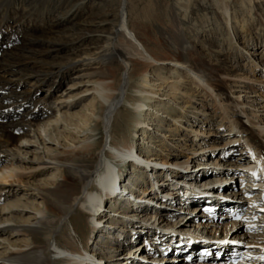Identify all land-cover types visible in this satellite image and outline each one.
Masks as SVG:
<instances>
[{
	"label": "bare ground",
	"instance_id": "6f19581e",
	"mask_svg": "<svg viewBox=\"0 0 264 264\" xmlns=\"http://www.w3.org/2000/svg\"><path fill=\"white\" fill-rule=\"evenodd\" d=\"M104 1L0 0V41H4L3 44H6L9 39L17 41L14 47L0 51V113H2L0 115V149L6 150L14 147L16 154H21L28 153L27 151L31 147L28 145H33L36 148L31 151L34 158L33 167L29 171L48 168L54 170L49 181L45 182L42 189L35 190V188L30 187L27 191L24 190V192L26 191L25 194L32 195L43 201V203L37 206H31L34 216L30 218V222L27 225L6 228V225L12 222L9 215L14 211H18L21 205L16 203L13 205L6 204L7 207H0V235L2 233L6 234L4 240L0 242V249L5 251L2 256L0 254V264H101L103 259L105 262L120 264L123 261V263L125 261L127 262L126 258L128 256L133 255V259H135V255L140 257V250L145 251L149 248L147 247L149 244L146 241H149V235L152 233L145 230H143L146 233L143 244L138 240L137 243L141 244L140 246H135L137 243H133L134 245L126 247L127 249L124 248L123 250L129 251V255H119L121 256L120 258H116L118 255L110 257H96L95 254L90 255L86 248V241L90 240V236L92 237L95 233H99L102 239L113 240L120 247H124L132 239L131 236H126L122 239V242H119L118 235L116 237L113 235L114 227L109 225V223L113 225L111 215L116 217L115 215L118 213H113L109 210L105 211L104 208L102 210V207L107 205L108 202L116 206L128 199L127 197H121L120 193L116 192V190L121 188L119 180L122 179V172L117 166L118 164L129 159L127 163L130 168L127 167L126 169L130 170V175L141 177L139 181L141 183L143 181V184L141 186L138 185L136 189L142 195L149 194L144 189L147 187L145 185L147 178L144 179V177L150 176L153 179V177L156 178L160 175L164 176L165 174L175 175V172H170L167 169H174V166L175 168H180L189 165L186 162L179 163V166L177 164L169 167L161 166V170L157 169L153 172L149 162L144 159L145 156H142L145 153L143 152L146 150L145 147H142L141 149L143 151L138 153L137 147H134V144H129L123 137L119 141L113 137L114 127L120 117H123L122 121L125 123L128 120L127 117L125 118V115L131 112L129 115L137 118L134 121L133 130L141 136L142 144L146 146L152 144L149 141L146 142L151 138L148 135V131L151 130L150 126L152 127L154 122L155 124L158 122L156 118L159 116L160 110L157 109V105H162L164 102L160 99L156 101L155 98L166 95L164 94L165 92L163 93L164 95L159 94L163 92L161 88L162 83L158 86L155 85L147 75L162 76L163 74L160 70L162 69L161 71H163L164 68H167V72L170 75L175 74L180 78L170 86L169 90H173V92L168 91L169 95L178 96L181 93L186 95V90L183 91L184 89L180 87H182V82L188 80L187 82L191 84L194 90L203 92L206 98L210 99L221 117V122L227 125L226 131L229 133V136L232 135V141L238 139L239 142H244L243 148L248 149L251 153L249 157H237L235 163L230 165L233 166L240 163L242 168L249 170L251 173H255V175H243L244 172H241L240 176L243 175L246 179L251 180L249 182L250 193H252L251 201L254 204L252 206L250 202L247 204L250 207L248 208L249 215H251L249 218L262 219L263 221L260 220L258 223L255 222L248 227L246 225L245 229L252 231L250 234H255L251 236L244 235L243 238L250 237L252 240L246 241L242 245L233 241H236L235 239L237 238L239 240L241 239L236 232L240 227L244 229V226L225 220L222 224V226H225V236L222 238V242L216 238H204L206 240L205 245L207 248L221 245V247L226 249H234L235 252H240L243 257L242 264H264V259H260V257L264 256V205H262L264 203V125H261V122H253L250 120L243 109L245 103H240L239 101L240 96L233 97V94L230 93L226 82L229 79H239L235 71H230V68L225 69L224 64L220 61L218 62L217 59L215 61H217L218 67L212 66L205 61V56L199 51L200 49L201 51H205L206 49L199 40L200 36L206 39L210 37V40L214 41L219 40L220 43L223 41L227 47L233 49V42L237 41L238 38L237 29L239 24H241L240 32L246 33L250 25H254V23L264 27V15L260 14L258 18L254 17L255 4L261 2L264 5V0H135L136 5L134 6L132 4L133 8H129V5H131L129 0H109V2H112L108 6ZM95 2H99V5H101L100 8L92 13L88 12L87 14L89 15H85L89 19L88 21L82 20L84 17L83 10H87L88 6ZM202 9H207L208 11L202 12L201 14ZM88 10H91V8ZM162 12H166L167 14L164 19L163 43L160 44L162 46V52L160 53L158 51V58L155 59L149 55L143 44L135 36L133 28L139 26L140 23L134 22V19H149L148 21H150L151 26H154L158 24L160 20L159 14ZM196 13L198 14L196 19H192ZM262 13L264 14V11ZM157 15L158 17H156ZM103 24L107 29H104ZM42 28L46 30L45 33L42 32ZM66 32L69 34L68 37H72L74 34L71 33L74 32L80 33V37L66 42L57 41V37L54 38L56 34ZM91 33L95 35L92 41L96 45L93 52V61L100 70L99 72H95L94 75L101 79L93 87L96 98L99 101V103L97 102L96 112L91 116L93 126L90 128L91 124L86 126L85 123H79L76 126H64L59 131L56 128L58 127L59 121L54 120V122L50 121L54 123V127H49L50 129L48 128L49 125L44 126L40 124L41 131L44 135L41 137L42 135L40 133L36 134L34 131L25 130L22 126V120L20 123H12V120H10V123L4 122L3 117H8V115L13 117L11 119H15L16 117L15 114L7 112L8 110L6 108H8L9 103H13L15 106L18 103L24 104L23 101L29 103L32 100L31 96L28 95L29 93H19L18 85L13 84L20 74V70L30 69L32 76L40 75L44 81L46 78H54V75L60 72H56L52 65H48L40 72L31 70L34 65L29 60L32 57H42L41 59H43L49 51L61 48L70 49L73 52L77 51V53L82 50L84 51L90 46L85 44V35L87 36ZM39 39L49 40L52 42L50 43L52 45L49 46L47 43H40ZM54 41L57 42L54 43ZM194 42L201 43V48H197ZM54 44L56 45L55 47ZM207 45L213 49L212 54L214 57L215 54L220 52L218 49L220 48L219 43H216V45L209 43ZM247 54L250 53H245V55ZM112 64H116L122 70L117 85L113 83L112 73L108 71ZM261 66L263 70L264 61H262ZM253 67L257 68L258 65L254 63ZM225 70L229 74H223ZM147 71H150V73H147ZM178 71L181 73H178ZM138 74H143L142 85L140 84L138 88L134 85L132 87L133 94H127V89L131 88L130 81ZM160 80L164 81L166 79L163 78ZM165 88L167 87L165 86ZM246 88L248 89L247 86ZM171 98H174V96H171ZM124 107L127 110L124 109L125 111L122 113L118 112ZM19 108V106H15L14 110ZM37 110L38 114L42 112L39 109ZM34 111L28 113L29 115L27 116L31 117L37 114H34ZM172 122L173 125L179 123L177 120H173ZM96 127H100L101 129V140H95L93 138V134L97 131ZM63 131L67 133L68 137L74 143L71 148L61 142ZM151 132H154V129ZM50 143H54V147L60 148L62 152H58L57 155L53 153L49 155L45 146ZM202 149L200 148V152ZM193 152L196 154L195 152L198 151L193 150ZM16 154L11 155L9 159L16 161L15 159L19 158ZM24 157L26 158L25 155ZM160 157L163 158L161 160L163 161L162 164H167L164 161V157ZM155 158L150 161L155 160ZM25 170L27 171V169ZM15 171L12 167L8 168L7 166L0 170V183L4 184L8 179H12L14 176L17 177L18 172L16 173ZM134 177H131L132 183L135 181ZM179 177L182 178L183 176ZM159 182L163 188L170 185L174 186V183L166 177ZM136 183L138 184V181ZM175 183H181L179 178H177ZM185 183V185H190L187 182ZM240 186H244L247 190L249 188L244 184ZM2 191L0 190V194L3 196L10 192L9 190L6 193ZM150 191L153 192V190ZM13 192L16 193V191ZM190 194H187L188 198L193 196ZM206 194H210L212 197L201 198L199 196L196 200L199 201L201 207L197 205L189 209L183 208V210L169 207L166 214L175 213L176 215L178 214L176 210L184 213L181 216L182 219L173 224L174 228L178 227L185 231H191L187 229L198 230L202 228L205 231H209L207 229L210 224L207 225L208 223L202 222L206 220L208 213H210L207 211L208 208H210V211L212 209H219L221 205L228 202L219 201L209 192ZM158 196L161 197L160 195ZM234 199L235 201L229 205L240 210L244 202L239 198ZM160 202L162 203L161 199ZM161 205L168 207L164 204ZM206 206L208 207L204 208ZM121 207L128 210L127 206L122 205ZM202 207L204 209L201 210ZM197 211V214H193V212ZM162 212V208L153 209L143 206L142 212L136 211L134 214L139 216L138 213H142L141 215H144L145 218L148 217L149 220L157 222L158 227L160 221L165 222V220H161L163 217ZM104 213H109V215L106 216ZM77 214L84 217L87 215L90 221V225L86 228L87 232L85 233V237H81V245L84 243L85 247L82 245L81 250L76 248H61L57 243L58 236L62 235L67 224H69L75 235L78 233L71 222L74 215ZM6 217L8 218L6 219ZM221 218H227L225 213L221 215ZM249 222L248 224L251 223ZM229 224L230 227L228 228ZM217 227L215 226V228ZM218 228L222 230L220 227ZM118 230L117 233L126 231L125 228ZM139 231L137 230V232ZM209 232L217 234L218 230L211 229ZM230 232L229 242H227L225 238L228 237ZM257 232L259 233L257 234ZM24 233L29 235L30 243L24 246L9 244L7 248L2 246L4 242L16 239L18 235ZM139 235H135V240L140 237ZM167 235L170 236L169 234ZM175 237H177L176 234L172 238ZM179 239H182L184 243V236H178L175 238V242H180ZM230 240L233 242L231 245L230 243L232 242ZM16 242L14 241V243ZM163 246H165L166 252L167 250L172 251L175 249L174 245L168 246L165 244ZM110 249L123 253L118 247H110ZM157 250H161V248ZM141 258L148 261L146 259L148 257L146 256H141ZM176 258L178 259L180 257L174 256L167 260H157L149 257V260L153 262L167 261V263L177 264L181 259H178V261ZM183 259L181 260L182 262ZM116 260H119V262L115 263ZM175 261L177 262L174 263ZM102 264L105 263L102 262ZM127 264H142V262L129 261Z\"/></svg>",
	"mask_w": 264,
	"mask_h": 264
},
{
	"label": "rangeland",
	"instance_id": "374dc122",
	"mask_svg": "<svg viewBox=\"0 0 264 264\" xmlns=\"http://www.w3.org/2000/svg\"><path fill=\"white\" fill-rule=\"evenodd\" d=\"M104 2L108 6L112 1L109 2V0H105ZM129 2L131 4L129 5V8L131 7L133 8L132 4L134 6L136 5L135 0H129ZM258 3L255 4L256 6H255L254 17L256 18H258L260 14L264 15L262 13L264 11V5L261 2ZM100 6L101 5H99V2L90 4L88 6V9L91 8V10L88 9H87L88 11L86 9L83 10L82 13L84 14V17L82 18V20L88 21L89 19H87L85 15H89L87 14L88 12L92 13L96 9L100 8ZM206 11L208 10L202 9L201 14L202 12H206ZM166 15H167L166 12L165 13L162 12L161 14H159L160 20L158 24H155L154 26H151L150 21H148L149 19H142V18H139L138 20L134 19V22L140 23L139 26H135L133 28V32L135 33V36L137 37L138 41H140L143 44L144 48L149 53V55H151L155 59L158 58L157 52L158 51H160V53L162 52L161 49L162 46H160V44L163 43L162 35H163V30L165 28L164 19ZM197 15H198L197 13L193 15L192 19H196ZM156 17H158V15ZM154 19L153 21H155ZM104 29H107L106 26H104ZM240 30H241V24L238 25V29H237L238 38L237 41L233 42V47H234L233 49L227 47V45H225L223 41L222 43H220L219 40L214 41V40H210V37L206 39L200 36L199 40L203 43L204 48L206 47V49L205 51L203 50L201 51V49L199 51L205 56V61H207L212 66L216 68L218 67L217 61H215L217 59L218 62L220 61L222 64H224L223 66L225 69L230 68L231 69L230 71L232 70L235 71V74L238 76L239 79L237 80L229 79V81L226 82L227 83L226 85L230 90V93L233 94V97L240 96L239 101L240 103L242 102L245 103L243 109L245 110L246 116L250 120H252L253 122H259V123L261 122L260 124L264 125V108H262L264 106V71H261L263 68L261 66L262 61H264V33H263L264 27L262 25L254 23V25H250L247 33L240 32ZM42 32L45 33L46 30L42 28ZM71 34L74 35H72V37H68L69 34L67 32L58 33L54 38L57 37L56 38L57 41L66 42L72 39H76L77 37H80V33L78 32H74ZM94 37L95 35L92 33L88 34L87 36L85 35V39H86L85 44H88L90 46L88 49L84 51L82 50L78 53L77 51L73 52L70 51V49H68L69 50L68 51L66 48H61L58 50L49 51L48 53L45 54V58L43 59H41L42 57H38V58L32 57V59L29 60L31 64L34 65L32 67L33 69L31 70L40 72L43 71L45 67H47L48 65H52L54 66L56 72L58 71L60 72L57 75H54V78L53 77L46 78V80L44 81L43 77L40 75L32 76L30 69L20 70V74L17 76L13 84L18 85L19 93L20 92L29 93L28 95L31 96L32 100L29 103L23 101L24 104H20V103L16 104L15 106L20 107L17 110H14L15 106L13 103H9V106L8 108H6V110H8L7 112H11L15 114L16 117L15 119H11L12 116L10 117V115H8V117L5 118L3 117V121L10 123L11 122L10 120H12V123H17V122L20 123V121L22 120L23 121L22 126L24 127L25 130L34 131L36 134L40 133V135H42L41 137H43L44 135L41 131L40 124L44 126L49 125L48 128L49 127L52 128L54 127V123H51L50 121L54 122V120L59 121L58 127H56L57 130L59 131H61L64 126H68V127L76 126L79 123L81 124L85 123L86 126L91 124L90 125L91 128L93 126L91 116L97 110V102L99 103L98 99L96 98V93L94 92L93 87L97 81L101 80L98 76L94 75L95 72L100 71L95 65V62L93 61L94 59L93 52L95 50L94 47L96 46L93 44L92 41L94 40ZM39 40L40 43H47V45L49 46L52 45L50 44L52 42L49 40H43V39H39ZM57 41H54V43H56ZM11 42H12V47H14L15 44L17 43V41H13V40H11ZM3 43L4 41L0 42V51L8 50L6 49L8 48L7 46H5V48L3 47ZM209 43H212L213 45L219 43L220 48L218 49L220 52L215 54V57L212 54L213 49H211V47L207 45ZM194 45L197 48H201V43L199 42H194ZM55 46L56 45L54 44V47ZM245 53H250V54L245 55ZM254 63L258 65L257 68L253 67ZM161 70L160 72H162L163 74L162 76L156 77L153 74L147 75V77L151 81H153L155 85L158 86L161 85L162 83L161 88L163 89V92H160L159 94L166 95V96H160L159 98H155L156 101L157 99H160L164 102L162 103V105H157V109L160 110L159 116L156 118L158 122H156V124L154 122V124H152V127L150 126V129L151 130L154 129V132H151V130L148 131V135H150L151 138L148 139L146 142L149 141L152 144H149L148 146L142 144L141 136L139 134H136L135 131L133 130L134 121L137 118H135L133 115H129L131 112L125 115V118L126 117L128 118V120L125 123L122 121L123 117L122 116L120 117L118 123L114 127L113 137L117 141L121 140L123 137L125 141L127 140L129 144L131 145L134 144V147H137L138 153H141V151H143L141 148L145 147L146 150L143 151L145 153L142 156L148 155V157L151 160L156 157L155 161H161L163 158H161L160 156L164 157V161L170 165L162 164L163 161H161L160 163L161 166L169 167V166H173L174 164H177V166H179V163L188 162L189 165L192 164L196 167L206 166L208 168H211V172H209V171H205L204 168L198 167V170L195 172V174L191 173V176L193 178L197 177L198 175L201 176L202 182L213 181L210 185L208 184L211 187H209V190H207V192L213 194L217 198L220 193L229 192L230 190H226L228 187L219 189L220 186L219 187L216 186L217 182L215 181L226 180V178L224 179L222 178L225 176L230 177L232 175H236L238 173V167L240 166V163L235 164L233 166H231L230 164H234L235 159L239 156L241 157H249V156H246V154L244 155L237 154L238 152L244 153L245 148H243V146L240 145L239 142H234L232 141V139L230 140L229 133L225 131L227 125L221 122V117L218 111L216 110L215 106L212 104L210 99L206 98L203 92L194 90L191 84L187 82L188 80H185L184 82H182L183 84L182 87L180 88L184 89L183 91L186 90L185 91L187 93L186 95L185 94L183 95L181 93V95H178L180 98L176 95H169L168 91L173 92V90H169L170 86L173 83L177 82L180 78H178V76L175 74L170 75L167 72L168 71L167 68H164L163 71ZM108 71L112 73L113 83L117 85L120 75L122 73L121 68H119L116 64H112L110 70ZM147 73H150V71H147ZM178 73L181 72L178 71ZM227 73H228L227 70L223 72V74H227ZM142 76L143 74H138L137 76H134V79L130 81L131 88H128L126 91L127 94L130 93L133 94L132 87L134 85L137 88L140 86V84L142 85V79H143ZM163 78H165L166 80L164 81L160 80ZM165 86L167 88H165ZM246 86L248 87V89L246 88ZM162 89H156V90H162ZM171 96H174V98H171ZM125 107L121 108L118 112L122 113L125 110H127V108ZM37 109H39V111L42 112L38 114ZM32 111H34V114L37 113L35 114L37 117L35 115H32L31 117L27 116L29 115L28 113H31ZM1 114L2 113H0V115ZM173 120H177L179 123L173 125L172 122ZM96 128L97 131L96 133L93 134V138L95 140H101L102 137L101 129L100 127H96ZM202 133L204 134L202 135ZM61 142L62 144L70 148L74 145L71 138H69L67 133L64 131L62 132ZM232 142H234V144H231ZM28 146H31L27 151L28 153H21V154H16L14 147L13 148L11 147L6 150L0 149V170L4 169V167L7 166L8 168L12 167L13 169H15L16 173L18 172L17 177L14 176L12 179H8L4 184L0 183L1 186L0 190H3L2 192L6 193L8 190L10 191L5 196L0 194V207H7L6 204L13 205L16 203L21 205L18 211H14L11 215H9L10 216L9 218L12 219V222H9V224L6 225V228L19 226V225H27V223L30 222V218L34 216L33 215L34 212L31 206H37L38 204L43 203V201L32 195L30 196L29 194H25V192L30 187L35 188V190L42 189L45 182L49 181L50 176L54 173V170L50 168L44 170L29 171V169L33 167V158H34V155L31 154V151H33V149L36 147L33 145H28ZM45 147L49 155H51L52 153L57 155L58 152H62L60 148L54 147V143H50ZM200 148H203L201 152H200ZM193 150L194 151L197 150L198 152H195L196 154H194ZM226 150L229 152L225 154L224 151ZM148 151L149 153H147ZM13 154L18 155L19 157L18 159H15L16 161L9 159V157H11V155ZM24 155L26 156V158L24 157ZM210 155L212 156L210 157ZM128 161L129 159H126L124 160L123 163L117 165L119 169H121L122 174L124 172V176L130 175L129 174L130 170L126 169L127 167L130 168L129 164L127 163ZM180 168H175L174 166V169H180ZM25 169H27V171ZM174 169L171 168L167 170H170L171 172L174 171ZM162 171L164 170L162 169ZM175 174L176 175L174 174L164 175L166 178H168L169 176L170 178H172V175L174 176L172 179H170L172 183H174L173 184L174 186L170 185L165 188H162L163 193L168 192L172 194L174 191L173 188L176 185L179 186V184H181V183H175L177 179L175 180L174 178L182 175L178 174L177 172H175ZM206 174H208V176H205ZM130 176L134 177V175L133 176L130 175ZM146 177H144V179ZM139 179H141V177L138 176L134 177V180L138 182H140ZM230 179L232 178L227 179V181ZM145 183H147V181ZM178 186H176V188ZM144 189L149 193V194L147 193L148 197L150 198L149 200H151V198L154 199V197L152 196L155 197L157 196V198L159 199L158 201H160V199L163 198V197H159L158 194L156 193H151L152 191L150 192V190H148V186ZM24 190L26 191L24 192ZM13 191H16V193ZM219 191H223V192H219ZM218 200L224 202L223 200L220 199ZM157 203L160 205L163 204L161 202H157ZM108 204H110V202H108L107 205ZM107 205L102 207V210L103 208L105 209V211L109 210L106 207ZM110 205L113 208H116L115 204L114 205L110 204ZM166 205L168 206V204ZM208 206L204 208H207ZM162 207H163L162 208L163 217L161 218V220L162 221L165 220V222L160 221L158 223V227L156 228L155 226V228H153L152 230L150 228L148 229L145 228L146 224H143L144 223L143 220H148L149 218L148 217L145 218L144 215H141L142 213H138L139 216L133 213H130L129 215V213H126V211H124L125 209H123L121 206L120 207L118 206V208L116 209L118 211L109 210L110 212L118 213L117 215H115L116 217L111 215L113 225L109 223V225L114 227V233L117 234V230L120 228H125L126 231H128L129 230L128 227L131 228L133 227L132 229H135V231L140 230L139 233L143 230L152 233L151 235H149L150 236L149 241H146L149 244V248H147V250L145 251L140 250L139 252L141 254L140 257L135 255L134 256L135 259H133L132 258L133 255L128 256L126 258L127 262L125 261V263H123L124 262L123 261L120 262V264H127L129 263V261H139L140 263L142 262V264H158V263L171 264V263H167V261L153 262L149 260V257L157 260L169 259V258H163L162 256H156L157 254L153 255L152 253H157L158 252L157 249L162 248L161 246L165 244L168 246H172L168 244L169 239L172 238L167 234L170 233L176 234L177 237L186 236L190 231H185L179 229L178 227L176 228L173 227L174 223H177L180 219H182L181 216H183L184 214L183 212L176 210V212H178L180 216L176 214L175 216H172L173 218L167 217V216H171V214H166V211L171 206L168 207L162 206ZM171 208L174 209V207ZM55 213L58 214L57 212ZM104 215L107 216L109 215V213H104ZM7 218L8 217H6V219ZM135 218L141 220L134 221ZM256 220L257 219L251 221L248 220V218H245V221L240 222V225H245V223L248 224L249 221L251 222V223L249 222L250 223L249 225H252V223L256 222ZM9 221L11 220L9 219ZM71 222L75 227V229L78 231L77 235H75L72 232L69 224H67L65 231L62 233L61 236H58V241H57L58 246H60L61 248H76L81 250L82 245L83 247H85L84 243H82L81 245V241H82L81 237H85V233L87 232L86 228L90 225V221L88 220L87 215H85L84 217L82 215L77 214L74 215L73 220ZM136 222L139 223L137 224ZM205 223H208L207 225L210 224L208 221H205ZM219 225H221V223H219ZM220 228L222 230H219L218 227L215 228V226L207 229L209 231H211V229L218 230L217 234H213L212 232L210 233L209 231H205L202 228H199L197 232L201 233L199 236H202L204 233H207L205 235L210 236L207 238H212L213 236L219 235V239H220V238H224L225 236V226H224V230L222 228V225ZM187 230L193 231L192 233L190 232L191 234L194 235L196 234L195 229H187ZM243 230H244L243 227L242 228L240 227L239 230L236 232L238 234V237L241 238L242 236L243 238L244 235H246L244 233L245 231ZM126 231L122 233H126ZM100 235L101 234L99 233H95L92 237L90 236V240L86 241V248L90 255L95 254L96 257H101V256L110 257V256L118 255V257L116 258H120L121 256L119 255H129L128 254L129 251L123 249L124 248L127 249L126 247L130 246L129 245L130 243H128L124 247H120L116 242H113V240H108L104 238L102 239ZM194 235H192V238H194ZM5 237L6 234L2 233V235H0V242H2V240H4ZM97 237L99 240H96ZM29 238H30L29 235L25 233L20 234L16 237V239H11L9 241L4 242L2 246H5V248L9 247V244L16 246H24L30 243ZM94 240H96V242ZM131 240L132 239H130L129 242H131ZM235 240L236 241L233 242L244 245L246 241L248 240L250 241L252 240V238L250 239V237H248L245 239V241L244 239L239 240L238 238ZM14 241L17 242L14 243ZM220 241L222 242V240ZM230 242L232 241L230 240ZM233 242L230 243V245L233 244ZM140 245L141 244L137 243L135 246H140ZM110 247H118V249L122 250L123 253L112 251ZM149 250L152 251L149 252ZM4 253L5 251L3 249H0L1 256ZM150 254H152V256ZM141 256L143 257L149 256L148 258H146L148 259V261L144 262V259L141 258ZM171 257L173 258V256H170V258ZM111 259L113 258L111 257ZM178 259L182 260L181 257ZM181 260L179 263L177 261L175 262H177V264H183ZM102 262L105 264H112V262H105L104 259L101 261V264ZM116 262H119V260H116L115 263Z\"/></svg>",
	"mask_w": 264,
	"mask_h": 264
},
{
	"label": "snow or ice",
	"instance_id": "6c2138e0",
	"mask_svg": "<svg viewBox=\"0 0 264 264\" xmlns=\"http://www.w3.org/2000/svg\"><path fill=\"white\" fill-rule=\"evenodd\" d=\"M253 175H255V173H253ZM239 218V217H238ZM260 259H264V256L260 257Z\"/></svg>",
	"mask_w": 264,
	"mask_h": 264
}]
</instances>
